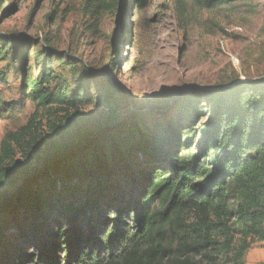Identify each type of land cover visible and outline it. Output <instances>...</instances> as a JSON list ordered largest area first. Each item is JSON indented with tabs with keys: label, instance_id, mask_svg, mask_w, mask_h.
<instances>
[{
	"label": "trees",
	"instance_id": "trees-1",
	"mask_svg": "<svg viewBox=\"0 0 264 264\" xmlns=\"http://www.w3.org/2000/svg\"><path fill=\"white\" fill-rule=\"evenodd\" d=\"M130 1L84 0L83 12L97 29L106 15L124 14ZM196 1L209 10L234 3ZM135 2L141 10L147 4ZM23 43L0 40L7 70H26ZM39 55V77L24 84V95L63 114L48 126L65 137L45 138L37 112L3 137L0 188L22 186L14 197L0 194V264H247L251 248L264 243V78L211 91L210 116L192 153L195 130L184 134L183 145L173 132L159 146L139 122L85 133L77 122L88 102L84 81L68 88L54 74L53 48ZM6 109L13 108L0 95V118ZM44 149L50 153L43 158ZM47 163L48 172L28 181ZM19 215L34 221L30 238L43 243L36 255L19 249Z\"/></svg>",
	"mask_w": 264,
	"mask_h": 264
},
{
	"label": "rangeland",
	"instance_id": "rangeland-1",
	"mask_svg": "<svg viewBox=\"0 0 264 264\" xmlns=\"http://www.w3.org/2000/svg\"><path fill=\"white\" fill-rule=\"evenodd\" d=\"M4 3L0 40L24 41L26 70L14 72L0 63V95L13 108L0 118V144L7 131L25 125L36 112L45 138L58 143L65 137L63 130L51 133L48 126L49 121L58 124L63 114L54 116L56 111L38 108L24 95V84L39 77L44 59L39 54L47 46L58 59L53 71L61 83L74 88V83L84 81L88 102L77 122L85 133L139 122L144 135L159 146L173 132L183 145L184 134L195 130L192 153L198 152L200 128L210 116L211 91L264 78V0H234L212 10L196 0H147L141 10L131 0L124 14L106 15L97 29L84 15V0ZM82 67L87 73L79 75ZM44 150L43 158L50 153ZM21 186L22 182L0 188V194L14 197ZM23 219L19 215L16 221L21 227L19 249L36 255L43 243L39 237L30 238L33 219ZM93 249L100 248L95 244ZM60 262H65V255H60ZM246 262L264 264V243L251 248Z\"/></svg>",
	"mask_w": 264,
	"mask_h": 264
},
{
	"label": "water",
	"instance_id": "water-1",
	"mask_svg": "<svg viewBox=\"0 0 264 264\" xmlns=\"http://www.w3.org/2000/svg\"><path fill=\"white\" fill-rule=\"evenodd\" d=\"M91 141V140H90ZM89 142V141H88ZM88 142L86 144H88ZM85 144V145H86ZM84 145V146H85ZM51 163H47V164H41L36 166L35 168H37L35 173H32V175L28 178V181L33 182L37 179H39L41 176H43L46 172H48V170L50 169L51 166H48ZM24 180V177H23ZM22 182V181H21ZM15 196V195H14Z\"/></svg>",
	"mask_w": 264,
	"mask_h": 264
}]
</instances>
